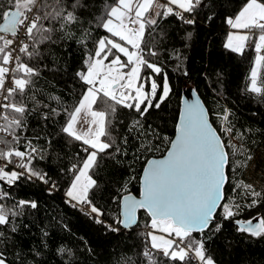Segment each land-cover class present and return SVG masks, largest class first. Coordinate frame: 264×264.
Masks as SVG:
<instances>
[{"label": "snow or ice", "instance_id": "6c2138e0", "mask_svg": "<svg viewBox=\"0 0 264 264\" xmlns=\"http://www.w3.org/2000/svg\"><path fill=\"white\" fill-rule=\"evenodd\" d=\"M205 3L206 0H112L95 21L96 27L107 35L94 42V49L87 54L85 68L76 73L86 88L72 110L65 109L67 120L61 128L70 141L81 143V151L85 153L81 157L77 152L79 162L66 170L68 188L65 202L96 224L104 225L108 231L118 232L120 229L101 219L107 209L94 202L93 189L98 190L99 186L90 175L98 166L102 153L113 155L108 150L114 146L115 154L121 153L109 131L111 121L107 118L114 116L117 106H120L138 114L139 118L129 128V131L142 130L138 139L143 137L147 140L155 135L151 125L144 128L140 121L151 109H160L171 88L164 73L158 96L160 86L153 76L141 75L144 69L156 75L162 72L161 67L147 59L156 57L158 52L143 46L145 30L157 27L161 20L169 17H175L184 24H194L196 21L192 14L198 7L203 8ZM88 7V0H0V133L4 134L0 136V181L4 182L0 185V201L11 197L5 185L10 189L21 180L44 183L49 186V194L58 190V185L50 182L48 173L34 166L35 161L44 159L46 149H38L31 141L27 142L24 150L19 147L17 130L25 126L24 118L32 110L27 101L34 99V93L32 96L29 93L35 83L33 78L39 76L38 69L28 61L41 55V45L55 42L53 34L57 31L67 36L76 28H83L81 10ZM225 23L235 31L228 33L224 47L241 55L246 47H253L257 53V66L264 62V55H260L264 52V0H243L233 14L225 17ZM90 33L91 29L83 30L81 45L87 47ZM6 81L10 86L6 87ZM246 91L264 95V85L258 84L255 67ZM98 99L104 101L105 110L94 109ZM52 111L56 112V109ZM230 115L228 109L219 115L220 132L232 138L226 144L209 122L208 112L200 99L185 100L166 156L146 162L140 180V198L131 194L113 197V202L120 209L115 223L123 228L130 229L136 225L140 209L150 217L146 225L151 229L147 233L150 240L143 253L148 264H215L214 259L207 255V238L203 233L215 220L218 208L222 209V219L216 221V232L224 227L223 221L230 220L237 232L255 238L264 237V217L257 214L247 220L235 218L242 209L259 206L264 201V193L240 181L232 191L240 189L244 202L221 204L225 199L224 186L229 182L226 169L230 153L226 148L233 150L231 155L245 156L243 145L238 147L232 143V140L241 139L242 134H234ZM44 118H48L47 114ZM83 125L88 126L86 130ZM164 139L168 140L167 137ZM127 142V137H123V143ZM141 147L147 150V145L142 143ZM251 159V155L245 156L236 162V167H246ZM37 206L35 201L19 200L15 208L36 209ZM16 215L18 213L14 209H7L0 203V226L9 224L10 216ZM156 231L165 233L167 238L155 235ZM194 232L200 233L201 237L193 236ZM60 252L64 250L60 249ZM0 264H8L3 252H0Z\"/></svg>", "mask_w": 264, "mask_h": 264}, {"label": "trees", "instance_id": "16d2710c", "mask_svg": "<svg viewBox=\"0 0 264 264\" xmlns=\"http://www.w3.org/2000/svg\"><path fill=\"white\" fill-rule=\"evenodd\" d=\"M242 2L206 0L205 6L198 7L192 14L196 21L194 24H184L175 17H169L161 20L155 28H146L143 46L158 52L156 57L149 56L147 59L161 67L162 72L156 75L144 69L141 75L153 76L160 86L158 96L164 73L171 88L160 109H151L140 121L144 128L151 125L155 135L147 140L143 137L138 139L142 130L129 131L133 121L139 118L138 114L117 106L114 116L107 119L111 121L109 131L121 153L115 154V146L108 150L113 155L102 153L98 166L90 172L99 186L98 190L93 189L94 202L107 209L101 219L119 228L118 232L108 231L104 225L96 224L89 216L65 202L68 188L66 170L79 162L77 152L81 157L85 153L81 151L80 142L70 141L61 132L67 120L65 109L71 111L86 88L76 73L83 66L85 68L87 54L94 49V42L107 35L96 27L95 21L112 0H88V9L81 10L83 28H76L67 36L57 31L53 34L55 42L49 41L40 46L41 55L28 61L39 71V76L33 78L35 83L29 93V96L34 93V99L27 101L32 110L26 114L25 126L18 129L17 134L20 136V150H24L28 141L38 149H46L44 159L35 161L34 166L47 172L50 182H55L58 190L49 194V186L37 180H21L10 189L5 185L11 197L0 203L18 213L10 216L9 224L0 226V252L4 253L8 264H148L143 253L148 245L145 228L150 221L149 216L140 209L137 212L138 223L131 229H123L115 223L119 207L113 202V197L118 194L139 195L143 167L149 159L160 158L166 153L169 140L175 133L180 98L189 88L194 89L202 100L212 126L226 144L232 138L220 132L219 115L225 109L230 110L229 119L234 126V134H242L241 139L232 140V143L238 147L243 145L245 156H252L246 167L237 168L236 162L245 156L231 155L233 150L226 148L230 153L226 169L229 182L224 186L225 199L221 204L244 202L241 190L233 192L232 188L251 168L259 172L257 175L262 174L259 178L256 175L260 184L255 190L264 193V95L246 91L257 53L253 47L244 50L242 55L224 47L230 30L225 17L233 14ZM86 28L91 29L87 47L79 43ZM177 56L180 59H176ZM185 72L188 75H184ZM257 73L258 84L264 85V62L258 66ZM94 109L105 110L104 101L98 99ZM123 137H127V144L123 143ZM142 143L147 145V150L141 147ZM19 200L35 201L38 206L36 209L15 208ZM221 212L222 209L218 208L215 220L203 233L207 238V255L214 259L215 264H264V237L239 233L230 220L223 221L224 227L216 232L215 225L222 219ZM257 214L264 217V201L252 209H242L235 218L247 220ZM193 236L199 239L201 234L194 232ZM60 249L64 252L61 253Z\"/></svg>", "mask_w": 264, "mask_h": 264}, {"label": "rangeland", "instance_id": "374dc122", "mask_svg": "<svg viewBox=\"0 0 264 264\" xmlns=\"http://www.w3.org/2000/svg\"><path fill=\"white\" fill-rule=\"evenodd\" d=\"M232 31H235V30H233V29H230V30H229V32H232ZM226 42H227V39H226ZM262 53H263V52H262ZM262 53H261L260 55H262ZM110 59H111V57H110ZM107 63H108V61H105V64H107ZM254 67L258 70V66H257V64H256V60H255V65H254ZM82 69H84V66H83ZM123 71L127 72L128 69H124ZM77 127L80 128L81 125H78ZM82 127H83L84 130H86L88 126H87V125H83ZM93 128L95 129L96 126L94 125ZM257 173L259 174V172L254 171V169L251 168L250 170H248V172L245 174V177H244L241 181H242L243 183H245V184L253 185L254 188L256 189V187H259V184H260V182H259V180H258L257 178H259V176L262 175V174L257 175ZM256 175H257V178H256ZM66 198H67V197H66ZM232 202H233V201H232ZM154 234H155V235H163V236L166 237V234H165V233H162V232H159V231L154 232ZM166 238H167V237H166ZM149 240H150V238L147 236V241H148V243H149Z\"/></svg>", "mask_w": 264, "mask_h": 264}, {"label": "water", "instance_id": "95a60500", "mask_svg": "<svg viewBox=\"0 0 264 264\" xmlns=\"http://www.w3.org/2000/svg\"><path fill=\"white\" fill-rule=\"evenodd\" d=\"M199 98L200 99V97L198 96V94L196 93V91L194 90V89H192V88H189V89H186L184 92H183V94H182V96H181V98H180V107H179V112H178V117H177V121H176V125H177V123H178V120H179V115H180V112H181V110H182V108H183V102L185 101V100H188L189 102H191L192 100H194V99H196V98ZM200 101H201V103H202V105H203V107L205 108V106H204V104H203V102H202V100L200 99ZM206 109V108H205ZM207 110V109H206ZM209 122H210V120H209ZM211 123V122H210ZM175 128H176V126H175ZM174 137H175V133H174V136H173V138L172 139H174ZM169 147H170V145H169ZM168 147V148H169ZM168 150V149H167ZM166 154H167V151H166V153L164 154V156H162V157H160V158H151V159H162V158H164L165 156H166ZM151 159H149V160H151ZM146 166V164L144 165V167ZM144 167H143V169H144ZM142 173H143V170H142V172H141V175H140V179H139V194H140V188H141V184H140V180H141V177H142ZM1 184V183H0ZM137 199H139L140 198V195H138V196H135ZM221 203H222V201H221ZM218 210V209H217ZM217 210H216V212H217ZM145 211V210H144ZM119 214H120V209H119ZM147 214V213H146ZM150 218V217H149ZM137 223H138V215H137ZM136 223V224H137ZM120 226L123 228V226L120 224ZM135 226V225H134ZM133 226V227H134ZM123 229H125V228H123ZM131 229V228H130Z\"/></svg>", "mask_w": 264, "mask_h": 264}, {"label": "built area", "instance_id": "2783aa9c", "mask_svg": "<svg viewBox=\"0 0 264 264\" xmlns=\"http://www.w3.org/2000/svg\"><path fill=\"white\" fill-rule=\"evenodd\" d=\"M248 47L245 48V50H247ZM7 86H10L9 83L6 81V87ZM4 134L3 133H0V136H3ZM8 139H10L11 137H7ZM1 183H4L3 181H0ZM150 229L147 227L145 228V236H146V241H147V232L149 231ZM148 242V241H147Z\"/></svg>", "mask_w": 264, "mask_h": 264}]
</instances>
